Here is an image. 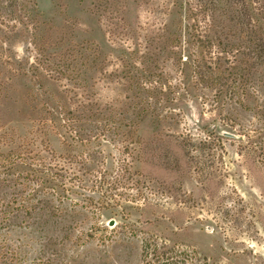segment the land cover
I'll return each instance as SVG.
<instances>
[{"label": "rangeland", "instance_id": "rangeland-1", "mask_svg": "<svg viewBox=\"0 0 264 264\" xmlns=\"http://www.w3.org/2000/svg\"><path fill=\"white\" fill-rule=\"evenodd\" d=\"M35 1L33 12L42 34L52 42L65 36L73 46L93 45L99 48L101 61L87 64L82 76L74 79L65 66V75L45 77L41 87L11 74L6 66L0 131L15 134L13 145L29 142L27 157L35 165H19L21 179L16 186L5 183L4 178L15 179L19 172L4 173L5 153L12 144L0 143V264H142L154 243L166 241L195 250L212 264H264V168L254 150L264 141L262 119L234 103L216 102L211 91L192 88L186 81L184 87L174 71L163 76V91L151 100L150 114L139 124L135 107L128 108V96L136 94L125 87L129 67L133 62L146 64L128 51L139 48L141 56L148 50L145 35L162 28L165 4L123 0L128 26L121 27L117 15L110 14L116 10L115 0L99 13L95 5L100 0ZM28 40L26 33L11 42L14 58L26 61L25 69L36 57ZM64 47L58 49L61 54ZM162 60L160 65L168 68ZM72 64L74 59L68 66ZM191 79L188 74L185 80ZM176 84L180 99L165 106L164 91L173 96L169 86ZM66 89L98 100L105 114L116 109L125 117L118 124L75 122L71 128L59 121L45 141L43 136L33 137V131L38 135L41 98H48L54 108L62 102L75 107L76 96ZM249 130H255L251 139L246 135ZM210 132L226 138L204 144ZM78 133L83 141L74 136ZM80 152H85L82 160L94 156L88 170L77 171L83 180L78 185L81 181L67 167L76 166ZM123 161L132 175L126 171L123 180H134L136 185L118 187L114 192L122 194L121 202L101 207L106 186L98 188L96 176L105 168L107 178L121 176L118 166ZM49 163L53 173L48 176ZM139 190L145 201L133 199Z\"/></svg>", "mask_w": 264, "mask_h": 264}, {"label": "trees", "instance_id": "trees-1", "mask_svg": "<svg viewBox=\"0 0 264 264\" xmlns=\"http://www.w3.org/2000/svg\"><path fill=\"white\" fill-rule=\"evenodd\" d=\"M35 2V0H0V93H2L5 84L3 74L7 69L11 74L18 77L23 75L41 87L45 77L58 79V75H65V66L70 70L71 77L74 73L72 77L74 79V77L82 76L83 67L87 64L95 65L101 61L100 50L99 48L98 50L94 49L93 45L79 43L73 46V41L68 44V39L65 36H60V39L52 42L47 38V35L42 34L40 22L33 12ZM111 2L114 1H97L95 11L99 13L103 9H109ZM160 3L166 6L167 19L160 30L155 29L151 31L152 34L145 35V39L148 40V50L142 52L141 56L139 48L132 49L131 52L128 51L132 58L135 59L136 56L139 59L144 58L146 61L142 67L136 66V63L133 62V68L129 67V75L126 76L125 87L128 91L136 92L134 97L128 96L131 100L128 108L135 107V122L139 124L150 114L151 105L149 104H152L151 100L163 91V76L171 71L179 73L180 83L184 87H187L186 81L191 83L192 88L211 91L216 102L234 103L254 112V116L264 122V0H160L158 4ZM114 4L117 5L116 10L110 14L117 15L116 17L122 21L121 27L123 25L127 27L123 0H115ZM26 33L29 34L30 45L36 51V57L30 62L28 69L24 68L26 61L18 62L14 58L11 48V42L15 37ZM65 45L70 46L65 48ZM151 46L155 48H151ZM59 47H64L65 53L61 54L62 50L58 51ZM78 57H81L82 60L75 63V59ZM162 58L166 59L168 68L165 67L166 64L163 67L160 65V62L163 61ZM73 59L74 64L70 68L68 65H71ZM141 63H143L142 60ZM7 65L9 68L6 69ZM97 68L98 66L95 69ZM99 69L102 70V68ZM137 72H139L138 76ZM188 74L192 76L191 81L185 80L188 78ZM169 87L172 88L170 94L174 93V95L170 96L164 91L165 106L180 99V96H176L179 95L180 85ZM66 92H71L76 96L73 100L75 107L62 102V106L54 108L49 106L48 98H41L40 102L43 103V107L38 109L40 113L36 128L38 135L33 131V134L31 133L33 137L43 136L41 138L43 141L48 132L52 131L54 124L56 125L59 121H63L65 128H71L75 122L82 124L88 121L107 120L110 124L113 122L118 124V120L125 117L122 112H116V109L105 114L106 109L103 110L100 107L98 100L89 95L84 96V92L79 93L68 89ZM121 110L123 109L121 108ZM254 132L255 130L247 132L246 135L249 136V139ZM81 135L78 133L74 136L83 141ZM224 137L210 132L208 138L202 142L206 144L207 140L210 142L214 138L221 141ZM15 139V134L10 135L6 131H0V143L3 147H9L12 144V148L5 153V161L2 164L5 169L4 173L12 172L13 176L14 172H19L15 179L7 177L3 181L16 186V181L21 179L19 165L33 167L35 162L30 161L27 155L28 147L25 144L29 142L25 143L24 140L17 146V144L13 145ZM135 141L141 142L138 138ZM125 149L129 150V143L126 144ZM254 150L258 162L264 168V141L256 143ZM83 153L85 152L78 154L79 161L76 160L75 167H67L71 168L76 178L81 181L78 182V185H81L83 180L77 171L83 168L88 170L86 167L91 165L94 156L89 155V159L82 160ZM79 163L81 165L77 167ZM38 164L44 165L43 162H38ZM72 164L73 162H70V165ZM48 165L46 171L48 170L47 175L49 176L53 172L52 164ZM62 167L65 168L64 164ZM128 167L130 168L123 161L118 166V171H122L121 176L116 174L107 178L108 170L106 168L104 171H100V176H96L97 180L94 181V184H97L100 189L106 186L101 207L106 208L121 202L122 194L114 192L118 187L128 184L136 185L133 179V182L123 180L126 171H129L131 175V170ZM43 184L45 182H42ZM89 197L91 199L92 196ZM141 197L145 201L146 198L139 190L133 199L140 201ZM130 198L131 196L128 199ZM89 236L95 237V234L89 233ZM157 244L154 243L155 247L142 264H212L206 257L198 255L199 253L197 254L195 250L190 251L181 245L171 244L167 241L161 245Z\"/></svg>", "mask_w": 264, "mask_h": 264}]
</instances>
